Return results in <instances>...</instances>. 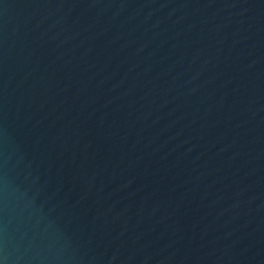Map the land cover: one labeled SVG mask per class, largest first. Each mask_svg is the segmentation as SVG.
<instances>
[{
  "label": "water",
  "instance_id": "95a60500",
  "mask_svg": "<svg viewBox=\"0 0 264 264\" xmlns=\"http://www.w3.org/2000/svg\"><path fill=\"white\" fill-rule=\"evenodd\" d=\"M0 264H264V0H0Z\"/></svg>",
  "mask_w": 264,
  "mask_h": 264
}]
</instances>
